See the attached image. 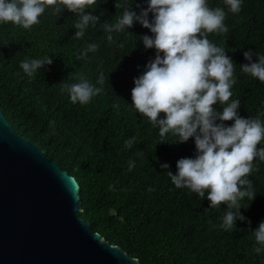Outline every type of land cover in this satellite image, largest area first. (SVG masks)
<instances>
[{
	"label": "trees",
	"instance_id": "1",
	"mask_svg": "<svg viewBox=\"0 0 264 264\" xmlns=\"http://www.w3.org/2000/svg\"><path fill=\"white\" fill-rule=\"evenodd\" d=\"M148 3L135 0L131 10L139 15ZM209 6L226 12L229 31L208 38L235 63L231 99L240 101L241 117L264 122V83L241 70L249 63L245 51L264 55V0H242L237 14L224 0H209ZM86 12L100 21L79 39L74 37L78 16L67 9L59 16L46 9L31 29L0 23V111L10 126L76 180L77 215L90 223L92 232L140 264H264V248L257 254L255 248L261 246L253 233L264 221V161H254L248 177L255 198L240 201L246 220L224 230L226 205L210 208L207 196L202 200L187 188L177 189L166 174L176 173L179 159L195 158L194 138L175 143L178 137L171 134L160 137L158 127L132 106L134 78L155 57V50L145 49L140 39L150 30L134 22L125 32L112 33L109 41L103 24L122 14L115 0H98ZM90 44L97 50L83 57ZM46 56L53 63L34 78L20 68L25 59ZM252 62H257L255 55ZM80 76L93 84L104 79L97 84L103 92L87 105L71 103L62 91ZM215 107L222 111L219 104ZM133 137L129 148L125 142ZM164 163L168 169L161 167Z\"/></svg>",
	"mask_w": 264,
	"mask_h": 264
},
{
	"label": "clouds",
	"instance_id": "2",
	"mask_svg": "<svg viewBox=\"0 0 264 264\" xmlns=\"http://www.w3.org/2000/svg\"><path fill=\"white\" fill-rule=\"evenodd\" d=\"M134 3L135 0H115L116 9H122V14L114 23L103 24L109 41L113 39L112 33L125 32L134 22L151 32L140 39L145 49L155 50V57L134 78L132 106L158 127L160 137L171 134L178 137L175 143L194 138L195 158L179 159L176 173L166 174L177 189L187 188L202 200L207 196L210 208L226 205L220 227L231 230L238 219L246 220L240 201H252L256 195L248 177L254 170V161H264V147L260 146L264 143V122L239 115L240 101L231 99L235 63L224 48L208 38L210 34L229 31L224 23L226 12L221 7H210L209 0H149L148 7L137 15L131 10ZM224 3L231 13L241 11L242 0ZM97 5L98 0H0V23L31 29L40 23L46 9H53L58 16L67 9L78 16L74 37L79 39L90 25L100 21L99 16L86 12ZM97 48L98 45L90 44L82 56ZM243 55L249 63L241 65V70L264 83V55L251 50ZM253 55L257 62H252ZM52 63L49 56L25 59L20 68L34 78ZM103 83V76L96 84L80 76L77 83H65L62 91L67 92L71 103L87 105L103 92L102 87H97ZM217 104L222 111L217 110ZM227 121L234 123L228 126ZM134 141L135 137L126 141V146L130 148ZM134 167L135 163L130 161L129 170ZM161 167L168 169L169 165L164 163ZM253 233L261 246L255 248L259 254L264 248V221Z\"/></svg>",
	"mask_w": 264,
	"mask_h": 264
},
{
	"label": "water",
	"instance_id": "3",
	"mask_svg": "<svg viewBox=\"0 0 264 264\" xmlns=\"http://www.w3.org/2000/svg\"><path fill=\"white\" fill-rule=\"evenodd\" d=\"M79 185L0 111V264H140L81 212Z\"/></svg>",
	"mask_w": 264,
	"mask_h": 264
}]
</instances>
